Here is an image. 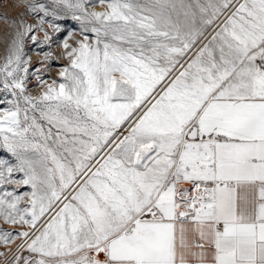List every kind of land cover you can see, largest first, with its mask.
Segmentation results:
<instances>
[{
    "label": "snow or ice",
    "instance_id": "obj_1",
    "mask_svg": "<svg viewBox=\"0 0 264 264\" xmlns=\"http://www.w3.org/2000/svg\"><path fill=\"white\" fill-rule=\"evenodd\" d=\"M22 6L0 15V264H264V0Z\"/></svg>",
    "mask_w": 264,
    "mask_h": 264
},
{
    "label": "rangeland",
    "instance_id": "obj_2",
    "mask_svg": "<svg viewBox=\"0 0 264 264\" xmlns=\"http://www.w3.org/2000/svg\"><path fill=\"white\" fill-rule=\"evenodd\" d=\"M25 0H0V15H7L8 18L11 20L13 18H17L20 16L21 13H24L26 11V9L22 6L24 4ZM46 2V0H45ZM96 11H103L102 7H97ZM31 20V18H29ZM34 22V21H31ZM65 26H71L73 28L78 29V24L75 21H72L71 19L62 22ZM7 25H5L3 23V21H0V60H2V57L4 55V44H5V40L7 38ZM35 47V46H33ZM52 51L56 54L59 53V49L56 47V45H53ZM28 54L29 56L32 57L33 60V67L36 66L35 62L37 60H39V57H37L33 51L32 48L28 49ZM64 63L63 60L60 61H54L53 62V71L51 73H49L48 75L52 78L56 77V72L55 69L58 65H62ZM30 87H32L30 85ZM4 105H0V108H3ZM6 155V154H3ZM10 158V157H9ZM3 226V225H0ZM6 227V226H4ZM8 230H13L11 228H9ZM14 247V245H12ZM7 251L5 248L0 247V252H5ZM2 259V258H0Z\"/></svg>",
    "mask_w": 264,
    "mask_h": 264
}]
</instances>
